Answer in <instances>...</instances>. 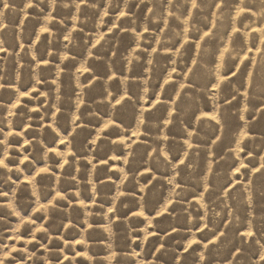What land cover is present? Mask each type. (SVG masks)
<instances>
[{
    "label": "rangeland",
    "instance_id": "374dc122",
    "mask_svg": "<svg viewBox=\"0 0 264 264\" xmlns=\"http://www.w3.org/2000/svg\"><path fill=\"white\" fill-rule=\"evenodd\" d=\"M0 264H264V0H0Z\"/></svg>",
    "mask_w": 264,
    "mask_h": 264
}]
</instances>
